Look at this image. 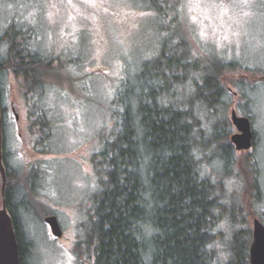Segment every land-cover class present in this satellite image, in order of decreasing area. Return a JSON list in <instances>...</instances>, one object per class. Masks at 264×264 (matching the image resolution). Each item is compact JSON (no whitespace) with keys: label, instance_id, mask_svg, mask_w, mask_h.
I'll list each match as a JSON object with an SVG mask.
<instances>
[{"label":"rangeland","instance_id":"rangeland-1","mask_svg":"<svg viewBox=\"0 0 264 264\" xmlns=\"http://www.w3.org/2000/svg\"><path fill=\"white\" fill-rule=\"evenodd\" d=\"M165 2L157 13L147 0H1L2 26L14 20L32 31V48L53 63L42 95H26V87L10 76L3 100L8 160L21 178L36 174L30 198L41 219L26 217L34 245L31 264H93L87 243L101 187L93 156L115 134L114 114L122 111L121 99L137 74L162 52L167 58L188 52L204 63L230 65L221 77L232 94L228 110H221L230 122V137L233 109L252 117L257 145L236 152L233 176L223 183V201L236 223L220 220L215 246L221 262L235 229L248 228L252 234L255 218L264 223V0ZM42 121L47 125L41 135ZM253 156L261 188L257 197ZM207 166L214 176V168ZM51 215L59 219L60 239L43 222Z\"/></svg>","mask_w":264,"mask_h":264},{"label":"trees","instance_id":"trees-1","mask_svg":"<svg viewBox=\"0 0 264 264\" xmlns=\"http://www.w3.org/2000/svg\"><path fill=\"white\" fill-rule=\"evenodd\" d=\"M147 2L157 13L164 11V0ZM33 36L14 20L3 27L0 10L6 200L15 223L21 264L32 262L34 245L26 217L38 216L30 198L36 174L21 178L22 173L8 160L3 100L10 76L26 87V95L36 97L45 92L44 76L53 63L32 48ZM178 46L184 48L181 42ZM170 57L162 52L147 67L149 71L137 74L121 99L122 111L114 114L118 119L115 134L93 156L101 183L87 243L93 248V264H249L250 229L237 228L227 237L224 262L215 246L220 220L236 223L223 201L227 197L222 195L224 181L237 166L231 125L221 111L228 110L232 102V94L221 80L230 65L210 63V59L204 63L188 52ZM46 125L41 122V135L46 133ZM42 138L48 137L39 136ZM250 161L257 197L261 189L257 158ZM208 164L214 168V176L207 172ZM1 184L0 175V196Z\"/></svg>","mask_w":264,"mask_h":264},{"label":"water","instance_id":"water-1","mask_svg":"<svg viewBox=\"0 0 264 264\" xmlns=\"http://www.w3.org/2000/svg\"><path fill=\"white\" fill-rule=\"evenodd\" d=\"M16 121L19 116L13 108ZM231 122L235 133L230 137V142L236 152H248L254 147L255 133L252 120L239 114L236 109L231 111ZM4 140L3 120L0 104V175L2 180L0 207V264H21L20 248L15 229V223L8 211L6 191L8 186V173L4 165ZM43 222L50 228L52 236L62 238L63 230L59 219L55 215L47 216ZM249 264H264V223L255 218L252 227V242L249 249Z\"/></svg>","mask_w":264,"mask_h":264}]
</instances>
